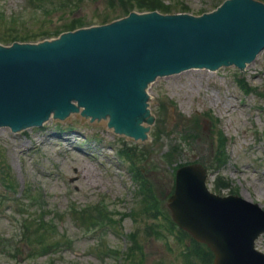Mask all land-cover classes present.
Listing matches in <instances>:
<instances>
[{
    "label": "rangeland",
    "instance_id": "rangeland-1",
    "mask_svg": "<svg viewBox=\"0 0 264 264\" xmlns=\"http://www.w3.org/2000/svg\"><path fill=\"white\" fill-rule=\"evenodd\" d=\"M40 1L36 5L30 0H0V44L8 46L13 36L21 37L20 43H40L59 37L57 32H67L64 29L76 20L84 23L83 28L127 18L130 11H151L141 5L151 0ZM162 1L177 11L158 12L194 16L218 9L227 0ZM148 93L147 103L157 125L148 123L144 138L78 110L59 114L46 122L45 128L18 133L6 125L0 128V177L5 166L13 178L7 184L0 179V264H130L123 252L135 244L127 234L137 226L136 242L145 254L143 264H189L178 239L186 244L187 234L171 227L167 205L175 185L174 163L178 166L200 159L220 164L219 159L224 158L220 175L229 184L222 193L237 192L264 208V48L257 51L246 70L229 60L213 70L184 66L157 78ZM209 109L214 119L207 115ZM57 123L66 130L56 133ZM70 124L73 131L67 129ZM166 126L171 132H163L158 141V132L166 131ZM193 129L198 142L187 137ZM123 143L135 147L136 164L162 201L158 218L148 220L152 226L148 235L143 222H135L130 215L136 204V182L128 162L118 157ZM167 150L174 153L170 159L163 154ZM215 177L208 178L211 189ZM28 188L34 192L33 199L24 198ZM85 206L93 213L101 207L113 209L115 216L124 214L120 230L109 225H98L95 230L89 219L76 214ZM146 206L155 216V209ZM24 216L35 222L43 217V224L48 220L56 224V230L43 240L31 226L26 237L21 225ZM256 247L264 252V234L256 240ZM195 261L205 264L199 257Z\"/></svg>",
    "mask_w": 264,
    "mask_h": 264
},
{
    "label": "water",
    "instance_id": "water-1",
    "mask_svg": "<svg viewBox=\"0 0 264 264\" xmlns=\"http://www.w3.org/2000/svg\"><path fill=\"white\" fill-rule=\"evenodd\" d=\"M256 2L230 0L194 16L136 13L131 20L64 34L46 43L51 45L0 46V125L40 123L51 108L68 115L78 108L128 134L148 136V79L220 58L218 66L232 56L242 67L264 46V2ZM206 178L199 163L177 170L168 204L174 220L212 248L214 264H264V253L255 248L264 232L262 206L214 194Z\"/></svg>",
    "mask_w": 264,
    "mask_h": 264
},
{
    "label": "trees",
    "instance_id": "trees-1",
    "mask_svg": "<svg viewBox=\"0 0 264 264\" xmlns=\"http://www.w3.org/2000/svg\"><path fill=\"white\" fill-rule=\"evenodd\" d=\"M142 8L145 9H160L166 12H172V11H177L175 10V8H172V6H170L169 4H165L162 0H151V1H145L144 3H141ZM185 8V7H184ZM187 8V7H186ZM106 20H103V22ZM84 25V23L82 21L76 20L75 22L67 25L66 29H74L78 26H82ZM162 132V131H160ZM160 132H158V135L160 136ZM195 132L194 129L189 133V135L187 134L188 138H194L195 136ZM179 147V145H178ZM134 149L131 151V154L133 153ZM168 159L172 158L174 153L172 151H168L165 154ZM130 159V158H128ZM135 159V158H134ZM217 159V158H216ZM169 161V160H167ZM220 164L224 162V158H220L219 159ZM134 162V160H133ZM136 163V161L134 162ZM134 175L135 178L138 180L139 182V192H138V202L137 205H151L152 208L154 209H158L159 205L158 203H162V201L157 197L156 195V191H155V187L152 183V181L150 179H148L145 174H143L142 170L139 167L135 168L134 171ZM227 183L225 181H223L222 179L219 180V183H217V187H222L225 186ZM155 205V206H154ZM148 207V206H147ZM101 209V208H100ZM137 210L134 209V211ZM160 210V208H159ZM103 213H105L107 215L106 212L102 211ZM76 213H87V210H80ZM134 214H138V212L136 211V213ZM134 214L132 213V215L134 216ZM81 217H83L81 215ZM83 219V218H82ZM92 221V220H89ZM44 223V219L43 217H39L38 218V224L37 226H35V230L38 231V236L40 238L44 239H48L52 236L53 232L56 230L54 227L56 226V224L47 221L48 224H43ZM96 223V222H95ZM171 227H174V224L172 222H170ZM32 224H30L31 226ZM149 229L152 230L151 225H149ZM53 230V231H52ZM131 239L134 240L135 244L132 245L129 250L126 252V258L127 260H130L132 264H142V262L144 261V252H143V248L142 246H140L139 242H136V236L135 234L131 235ZM37 238V237H36ZM183 240V239H181ZM192 242H194V240H192ZM201 251V254H200ZM182 253H184V256L186 258H189V264H196L195 262V258L199 257L205 264H211L212 263V253L208 250V248L200 246L199 243L194 242L191 246H186V248L182 251Z\"/></svg>",
    "mask_w": 264,
    "mask_h": 264
},
{
    "label": "bare ground",
    "instance_id": "bare-ground-1",
    "mask_svg": "<svg viewBox=\"0 0 264 264\" xmlns=\"http://www.w3.org/2000/svg\"><path fill=\"white\" fill-rule=\"evenodd\" d=\"M131 17H132V16H131ZM57 40H58V39H57ZM57 40H49V41H46V42H44V43L54 42V41H57ZM20 46H21V44H15L13 47H20ZM24 46H27V45H24ZM13 47H12V48H13ZM3 49H5V47H3ZM256 56H257V53H256L255 57H256ZM255 57H252V58H250V59H248V60H246V61H243V62H242V68H243L244 70H246L247 66L250 65L251 61H252ZM235 62L241 66V62H237V61H235ZM163 74H164V73H163ZM163 74H160V75H158V76H155V77H152V78L148 79V87H149V85H150L153 81H155L157 78L162 77ZM147 99H149V95H148V94H147ZM147 107H148L149 112H150V108H149L148 103H147ZM51 109H52V110H51V116H43V122H40V123L47 122V121H49L50 119L59 116L58 113H55V108H51ZM75 110H78V108H76ZM35 124H37V123H35ZM31 126H33V124L26 125V126H12V127H13L14 129L17 130V129H20V128H23V127L29 128V127H31ZM12 130H13V129H12ZM137 138H144V137H137ZM86 174H87V173H86Z\"/></svg>",
    "mask_w": 264,
    "mask_h": 264
}]
</instances>
